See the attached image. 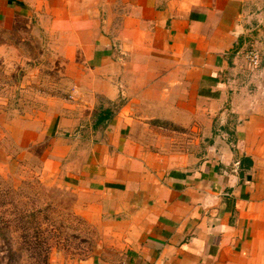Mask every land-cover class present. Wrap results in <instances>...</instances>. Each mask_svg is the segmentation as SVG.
<instances>
[{"label": "crops", "instance_id": "1", "mask_svg": "<svg viewBox=\"0 0 264 264\" xmlns=\"http://www.w3.org/2000/svg\"><path fill=\"white\" fill-rule=\"evenodd\" d=\"M252 40L264 0H0V44L38 45L72 91L54 97L45 165L102 236L79 264H264V56L239 65ZM155 84L181 92L197 141L170 158L139 140L132 101L114 109Z\"/></svg>", "mask_w": 264, "mask_h": 264}, {"label": "rangeland", "instance_id": "2", "mask_svg": "<svg viewBox=\"0 0 264 264\" xmlns=\"http://www.w3.org/2000/svg\"><path fill=\"white\" fill-rule=\"evenodd\" d=\"M253 41L239 60L248 72L254 66L251 53H259L261 61L264 56V43ZM10 51L19 54L14 56ZM55 66L51 57L39 55L36 44L16 43L11 48L0 44V264H34L38 261L32 257L35 246L41 250L44 241L43 247H49V264H79L95 256L102 244L101 234L72 214L68 206L71 197L56 188L55 174L46 169L55 147L46 129L61 109L54 97H73L65 76L57 74ZM155 85L131 91V96L117 101L114 109L132 101L133 117L144 122L133 131L140 133L139 140L145 145L170 158L189 151L197 141L191 138L195 132L187 123L181 92ZM135 95L141 96L138 103ZM24 117L31 118L30 122L22 123ZM24 125L31 128L33 136L17 139ZM91 125L88 122L83 129L90 130ZM76 151L69 154L76 155ZM20 219L30 228L26 244L22 232H15V222Z\"/></svg>", "mask_w": 264, "mask_h": 264}, {"label": "trees", "instance_id": "3", "mask_svg": "<svg viewBox=\"0 0 264 264\" xmlns=\"http://www.w3.org/2000/svg\"><path fill=\"white\" fill-rule=\"evenodd\" d=\"M107 113L110 114V112H107ZM15 223H16L15 224V227H16L15 232H18V231L22 232L21 239H23L25 241L24 243L26 244L28 242V239H29L28 234H29L30 228H28V225L23 224L21 219ZM18 224L22 225V227H19ZM30 226H31V224H30ZM44 242H46V241H44ZM44 242L42 243L41 250L38 249L39 245L37 247L35 246L36 250L32 254V257L37 258L38 261L35 262L34 264H49L48 263L49 262L48 261L49 247H43Z\"/></svg>", "mask_w": 264, "mask_h": 264}, {"label": "built area", "instance_id": "4", "mask_svg": "<svg viewBox=\"0 0 264 264\" xmlns=\"http://www.w3.org/2000/svg\"><path fill=\"white\" fill-rule=\"evenodd\" d=\"M250 59L252 61V64L257 67L260 65V62H261V57L259 55V53L257 52H252L251 53V56H250Z\"/></svg>", "mask_w": 264, "mask_h": 264}]
</instances>
